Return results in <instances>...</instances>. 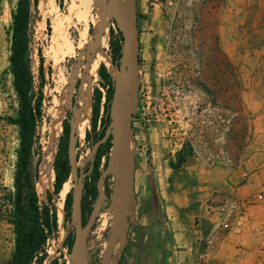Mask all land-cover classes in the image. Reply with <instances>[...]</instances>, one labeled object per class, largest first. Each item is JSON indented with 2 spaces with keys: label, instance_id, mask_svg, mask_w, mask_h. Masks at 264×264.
<instances>
[{
  "label": "rangeland",
  "instance_id": "rangeland-1",
  "mask_svg": "<svg viewBox=\"0 0 264 264\" xmlns=\"http://www.w3.org/2000/svg\"><path fill=\"white\" fill-rule=\"evenodd\" d=\"M15 4L16 0H0V194L12 189L17 137L16 126L6 120L7 116L14 114L16 107L12 76L8 72L11 13ZM180 4L182 8L174 18L178 24V37L170 43L167 38V46L172 47L173 51L169 61L171 69L183 70V75L175 79L180 77L179 80L183 81L186 78L196 90H205L213 103L226 110L230 117L226 133L232 130L234 121L237 130H263L264 0H181ZM113 9L114 0H38L32 11L29 41L31 70L37 85L41 79L39 67L42 64L44 82L43 117L39 125L42 153L49 131L55 128L59 138L61 127L57 125L69 113L72 170L66 182L67 191L71 187L74 189L71 220L64 223L63 216L58 218L57 231L46 244L47 256L42 264H48L53 258L70 264V251L65 238L69 232L74 238L81 223L75 204L86 184L93 182L92 162L96 148L106 141L113 128L111 117L104 136L96 139L91 120L83 123L80 129V121L75 124L84 84L91 87L90 102L93 88L100 87L99 63H105L111 76L115 72L119 75L122 73L121 56L117 57L118 64L115 65L110 55L111 42L119 39ZM215 66L224 67L225 73L213 70ZM169 76L170 80L174 79L173 74ZM211 82L221 87H215L212 91L206 85ZM222 85H225L229 101L220 102L216 98L215 90L217 93L223 90ZM145 89L143 87L142 90ZM100 128L97 125L96 131L99 132ZM86 131L89 132L87 139ZM110 148H106L107 153L100 157V170L105 166ZM38 173L40 175V164ZM113 180V173L108 174L104 182L107 188L104 204L87 234L88 264H100L110 236ZM53 181L54 175L42 181L38 176L37 194L41 201H46V192L50 191L56 209L62 201L63 210L65 195L62 196L60 192L58 195L53 194ZM115 193L118 201L119 191ZM135 197L132 176L127 222L114 248L111 264H163L161 252L143 249L146 246L145 230L143 220L138 218ZM12 247L11 226L0 218V263L9 256Z\"/></svg>",
  "mask_w": 264,
  "mask_h": 264
},
{
  "label": "crops",
  "instance_id": "crops-1",
  "mask_svg": "<svg viewBox=\"0 0 264 264\" xmlns=\"http://www.w3.org/2000/svg\"><path fill=\"white\" fill-rule=\"evenodd\" d=\"M168 1L135 0L138 83L150 96V101H138V109L144 114L155 115L156 99L163 93L166 81L156 75L157 71H164L167 77L174 74L169 64L173 51L167 46V38L177 23L172 17L177 11L179 15L182 5ZM213 70L220 74L226 71L220 66ZM206 85L212 91L221 87L213 82ZM222 87L218 93L215 90L216 98L229 101L225 85ZM159 111L153 124L131 119L129 149L138 218L145 230L143 249L161 252L163 264H237V246L249 245L250 236L221 233L205 247V239L217 221L209 207L233 191L244 196L264 183V129L237 130L234 121L223 138L225 160L191 154L173 166L169 154L177 147L166 114ZM242 170L248 172L245 181Z\"/></svg>",
  "mask_w": 264,
  "mask_h": 264
},
{
  "label": "trees",
  "instance_id": "trees-1",
  "mask_svg": "<svg viewBox=\"0 0 264 264\" xmlns=\"http://www.w3.org/2000/svg\"><path fill=\"white\" fill-rule=\"evenodd\" d=\"M38 0H16L11 13V32L8 55V72L12 76V88L15 94L16 107L13 115L6 120L16 126L17 137L14 149L15 159L12 171V189L0 194V218L11 226L13 247L9 256L0 264H42L47 256L46 244L58 227V216L52 193L46 192V201H41L36 191V181L39 176V164L42 157L39 125L43 117L42 103L43 77L42 64L39 67L41 76L35 84L29 58L30 22L32 11ZM115 22V21H114ZM111 42V60L117 65V57L121 56L122 36ZM99 86L93 88L91 102V127L97 138H102L111 121V105L115 93V79L109 73L104 62L98 65ZM113 77V78H112ZM101 128L99 132L96 127ZM89 132H85V138ZM111 133L104 143L98 144L95 159L92 162V183H87L79 199L81 223L84 224L97 196L96 181L105 168L99 169L100 157L107 153L111 146ZM70 122L69 113L62 119L61 134L53 158V194L58 195L63 184L71 174L72 166L69 157ZM171 165L176 166L173 162ZM77 173L81 172L77 167ZM108 178L105 177L104 182ZM105 190L107 188L105 186ZM74 189L71 187L63 199V221L71 220ZM93 226V225H92ZM92 228V227H91ZM68 251H70L73 236H66ZM48 264H65L64 260L53 258Z\"/></svg>",
  "mask_w": 264,
  "mask_h": 264
},
{
  "label": "built area",
  "instance_id": "built-area-1",
  "mask_svg": "<svg viewBox=\"0 0 264 264\" xmlns=\"http://www.w3.org/2000/svg\"><path fill=\"white\" fill-rule=\"evenodd\" d=\"M181 0H169L175 4ZM175 17H172L174 20ZM178 24L172 26L168 43L178 37ZM173 80L164 71L156 75L166 83L156 99L155 115L144 114L138 107L132 120H139L144 125L153 124L155 116L162 110L169 121L170 134L176 149L169 154L170 161L179 165L185 157L205 155L218 160L226 159L222 147L223 138L230 126V117L225 109L213 103L204 91H198L189 80L180 81L176 76L183 75V70H173ZM171 78V77H170ZM138 101H150L145 89H139ZM248 172L242 170L241 179L245 181ZM209 210L217 217L216 224L205 239L204 246L210 247L218 234L248 233L250 244L237 246L239 259L237 264H264V183L252 193L244 196L233 191L228 197L213 202Z\"/></svg>",
  "mask_w": 264,
  "mask_h": 264
},
{
  "label": "water",
  "instance_id": "water-1",
  "mask_svg": "<svg viewBox=\"0 0 264 264\" xmlns=\"http://www.w3.org/2000/svg\"><path fill=\"white\" fill-rule=\"evenodd\" d=\"M113 14L115 23L122 36L120 52L123 61L122 79L126 94L122 103V115L115 126L112 124L110 154L105 168L101 171L96 181V199L87 220L84 224L80 223L79 228L74 234L69 255L70 264H88L86 255L87 234L104 204L106 198L104 179L110 173L114 175L111 197L113 220L111 223L110 236L102 254L100 264H111L114 248L127 222V208L131 196L133 176L129 149L131 119L138 107L139 92V40L136 27L135 0H114ZM111 107H113V102ZM111 117L113 120L112 110ZM127 168L129 169V182L127 186L122 189L119 183ZM116 190L119 191L120 196L118 201L116 199ZM79 199H77L75 205L80 217Z\"/></svg>",
  "mask_w": 264,
  "mask_h": 264
},
{
  "label": "bare ground",
  "instance_id": "bare-ground-1",
  "mask_svg": "<svg viewBox=\"0 0 264 264\" xmlns=\"http://www.w3.org/2000/svg\"><path fill=\"white\" fill-rule=\"evenodd\" d=\"M44 1H47V0H44ZM122 74L123 72L120 75L116 74V72L113 74V77L116 80L115 97H114L113 107H112L113 126L117 124V122L119 121L122 115V103L124 101L125 94H126V89L123 84ZM116 85H117V88H116ZM83 89H82L83 92L81 93L79 97V104H80V109L78 112L79 115L78 114L76 115V122H75V124H77L80 121L79 129L83 125V123H85L86 121H90L89 118L91 114V102H90L91 87L87 86L85 83ZM114 103H115V106H114ZM57 126L61 127V124L60 125L58 124ZM57 139H58L57 130L55 128H52L49 131L46 143L43 147L42 160L40 163V175H39L41 178V181L42 179L43 180L49 179V177L54 175L53 174V158H54L56 147H57ZM128 182H129V174H128V169H126L123 176L120 179V183H119L121 185L120 187L123 189L124 187L127 186ZM66 191H67V182L63 184L60 190V194H62L63 196L66 194ZM57 216L58 218L63 216L62 201L57 206Z\"/></svg>",
  "mask_w": 264,
  "mask_h": 264
}]
</instances>
